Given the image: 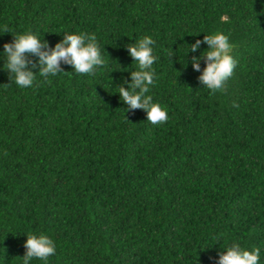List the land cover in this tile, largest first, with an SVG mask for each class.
Listing matches in <instances>:
<instances>
[{"label": "trees", "instance_id": "obj_1", "mask_svg": "<svg viewBox=\"0 0 264 264\" xmlns=\"http://www.w3.org/2000/svg\"><path fill=\"white\" fill-rule=\"evenodd\" d=\"M28 33L95 34L105 64L47 79L29 64L19 87L4 45ZM218 33L237 66L213 95L191 63L208 45H190ZM145 36L159 125L118 93ZM40 234L56 253L30 264H217L233 244L264 264V0H0V264Z\"/></svg>", "mask_w": 264, "mask_h": 264}, {"label": "clouds", "instance_id": "obj_2", "mask_svg": "<svg viewBox=\"0 0 264 264\" xmlns=\"http://www.w3.org/2000/svg\"><path fill=\"white\" fill-rule=\"evenodd\" d=\"M7 33L8 29L5 28ZM13 43L4 45L6 62L4 69L9 73V80L19 87H31L36 79V72L29 69L39 66V75L47 79L49 74L55 76L61 69V62L70 65L78 74H94L97 67L103 66L105 60L101 55L95 34H65L62 42L54 48H49L48 42H41L34 34L14 35ZM208 45L200 57H192V66L195 71H201L200 61H206V67L198 77L199 82L215 95L217 92L226 91V82L232 77L237 66V61L230 54L232 45L228 36L223 33L205 35L203 40H196L190 45V51L196 52L201 44ZM155 41L151 36H145L134 44L128 45L129 55L139 70L131 71V83L127 80L125 85L119 87L120 99L125 103L127 111L145 110L147 121L153 125L166 123L167 111L158 103H153L151 95H146L150 86L154 84L155 72L152 65L158 59L153 55L152 45ZM47 49V50H45ZM29 56L38 57V64L29 60ZM10 83V84H11ZM24 244L26 253L22 257L23 264H30L33 258L47 261L56 253L54 241L45 234L27 235ZM260 249L254 251L244 250L239 244H233L226 252L219 253L217 264H259Z\"/></svg>", "mask_w": 264, "mask_h": 264}]
</instances>
